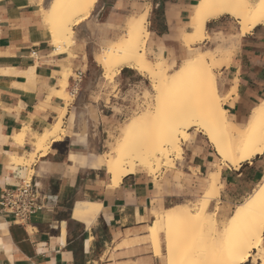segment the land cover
Listing matches in <instances>:
<instances>
[{
	"label": "crops",
	"instance_id": "1",
	"mask_svg": "<svg viewBox=\"0 0 264 264\" xmlns=\"http://www.w3.org/2000/svg\"><path fill=\"white\" fill-rule=\"evenodd\" d=\"M197 1L97 0L89 15L95 18L99 12L105 24H115L121 22L124 10L146 12V53L157 59L180 58L187 53L185 45L189 44L182 34L189 29ZM50 2L0 0V199L5 189L21 180L35 183L46 196L45 208L23 223L0 211V264H140L139 259L147 257L137 252L141 244L127 250L131 246H123V241L140 237L157 212L203 192L209 173L220 168L219 198L228 205L262 181L264 147L234 167L221 162L196 128L188 130L182 165L163 170L155 178L137 166L113 185L109 177L101 179L97 172L87 170L72 141L74 103L63 96L71 78L63 85L62 77L68 69L84 74L88 67L89 36L82 21L89 15L75 25V43L56 50L42 13ZM230 18L223 15L208 20L209 37L201 44H210L211 39L225 49L219 57L216 84L226 117L244 127L253 108L264 99V22L240 35L239 26L233 28ZM124 71L126 81L133 79L127 68H121L118 75L122 77ZM60 118V137L51 141L45 154H35L30 161L34 151L30 134L50 129ZM23 130L27 133L18 143L14 138ZM181 158L182 154L176 160ZM112 254L115 261L110 260ZM242 264L262 262L252 257Z\"/></svg>",
	"mask_w": 264,
	"mask_h": 264
},
{
	"label": "bare ground",
	"instance_id": "2",
	"mask_svg": "<svg viewBox=\"0 0 264 264\" xmlns=\"http://www.w3.org/2000/svg\"><path fill=\"white\" fill-rule=\"evenodd\" d=\"M96 1L51 0L44 10L45 30L56 50L68 47L73 36L72 26L89 15ZM223 15L234 18L240 35H243L264 22V0H198L182 40L191 44L208 38L206 22ZM146 16L143 12L127 19L125 26L122 24L125 36L116 44L103 48L96 58L104 77L112 80L122 67L130 68L148 78L154 90L153 109L130 119L121 128L120 138L102 158L96 157V164L106 170L111 183L118 184L137 166L152 171L162 160L169 167L173 166L174 160L182 154L181 140L188 138V130L193 127L207 138L222 163L238 167L261 153L264 147V99L253 108L244 127L233 124L222 107L223 98L213 69L221 66L219 57L225 49L200 51L169 72L166 59L152 61L143 50L149 35ZM61 43L63 45L59 47ZM66 79L67 73H64L63 85ZM63 96L68 97L67 93ZM88 114L90 119L98 121L95 107L90 106ZM62 132L60 118L50 129L31 133L34 151L30 161L35 154H45L51 141L59 138ZM26 133L27 130H23L14 139L22 142ZM18 161L22 162V159ZM219 170L208 174L205 189L193 205L177 204L165 208L145 225L146 233L139 237L140 242H149L153 255L163 254L166 264H242L252 257L259 258L264 264V178L236 206L230 218L219 220L216 210H209L210 202L219 196ZM161 237L164 253L161 252ZM126 241L123 246L129 247L133 243L131 238Z\"/></svg>",
	"mask_w": 264,
	"mask_h": 264
},
{
	"label": "rangeland",
	"instance_id": "3",
	"mask_svg": "<svg viewBox=\"0 0 264 264\" xmlns=\"http://www.w3.org/2000/svg\"><path fill=\"white\" fill-rule=\"evenodd\" d=\"M42 13L43 17L45 18L44 11H42ZM139 14L140 13L135 10H124L122 16H119V20H121V22H116L115 24H105V19L103 15H98L95 18H90L89 15L86 20L82 21L84 22L83 24H85V31L89 36V49L87 52V56L85 57V61H87L88 67L83 74L82 82L78 92L75 95H71L69 91H66V93L68 96L67 100L69 102L74 103L72 116H74L75 122L73 127L72 141L76 143L78 153L83 155L82 159H84L86 161V164L88 165L85 168L87 170L97 172L101 179H108L109 174L103 167L98 166L96 164V157H103L104 152L108 151L110 147L114 144V142L120 138L121 128L126 125L130 119H133L134 117L140 115L141 113L147 110H152L154 106L152 102L154 90L152 89L150 85V80H148V78L139 75L135 70L127 68V70H131L133 79H130V81H126L124 77L127 76V72L124 71L122 77L117 75L111 80L109 77H104L105 75H103L101 65L98 64V62L96 61V58L99 55L98 53H100L103 48L109 45L111 46V43L112 45H114V43L116 44L117 42L121 41V39L125 36L124 26L126 20L129 19L131 16L133 17ZM117 19L118 18L116 17V20ZM79 24L77 25L79 26ZM230 24L233 28L236 25L239 26L236 23V20L233 18H230ZM74 27L75 25L72 26V42L70 41L68 47H71L77 39ZM223 35L227 36L226 34ZM209 40L210 44L207 45L201 44L203 40L195 41L189 45H185L187 53L184 56H181L180 58H166L168 63L174 61L173 66L168 67L169 72L174 71L183 61L188 59L194 52L203 51L206 49L216 50L223 48L217 45L218 43H220L219 41L216 42L211 39ZM196 43H198V46L192 49L189 48L190 46H193ZM59 45L63 44L61 43ZM143 50L150 60H157V58L151 57L146 53L145 45L143 47ZM218 68L213 69L216 80ZM65 73H67V79L74 77L75 75L70 69L66 70ZM90 106L95 107L98 113V121L96 122L90 119L89 117L88 108ZM82 131H84V134H82ZM184 142V140H181L182 148ZM182 163L183 152L182 158L178 160L175 159L173 166L169 167V164L162 160L161 163L158 166H155L152 171H150L148 167L144 166H139L138 168L145 170L146 172L143 173L149 174L153 178H155V176L160 174L163 170L166 171L170 169H175L177 165L180 166L182 165ZM90 167L99 169H91ZM251 192H249L247 195H245L243 198L239 199L232 205L222 203L218 196V199H214L210 202L209 210H216L217 217L219 220L228 219L231 217L236 206L243 202L244 199L251 194ZM202 193L203 192L201 191L198 195H195L192 198L182 200L180 204L191 206L194 204V202L197 201V199L202 195ZM151 221L152 219L149 220L148 224ZM145 233L146 229L144 228L143 233L140 234V236ZM132 241L133 243L131 247L129 246L130 248H128L127 250H130L135 244L138 243L141 244V249H138L137 252L145 253V256H147L145 258L139 259L140 264H149L151 259H153V264H166L163 254L159 257L153 255L154 251L149 242H147L146 244H142L140 242L139 236L132 238ZM160 241L161 252L164 253L163 237H161ZM125 242L127 241L124 240L122 245H126ZM110 260L115 261V254L111 255Z\"/></svg>",
	"mask_w": 264,
	"mask_h": 264
},
{
	"label": "built area",
	"instance_id": "4",
	"mask_svg": "<svg viewBox=\"0 0 264 264\" xmlns=\"http://www.w3.org/2000/svg\"><path fill=\"white\" fill-rule=\"evenodd\" d=\"M82 77L83 72L80 71L71 77L69 87L71 95L78 92ZM45 198L46 196L35 183L21 180L17 186L3 191V196L0 199V211L12 215L16 221L23 223L28 221L33 214L45 208Z\"/></svg>",
	"mask_w": 264,
	"mask_h": 264
}]
</instances>
